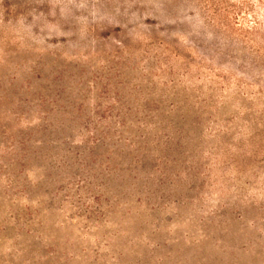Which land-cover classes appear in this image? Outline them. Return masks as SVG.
Returning <instances> with one entry per match:
<instances>
[{"label": "rangeland", "instance_id": "374dc122", "mask_svg": "<svg viewBox=\"0 0 264 264\" xmlns=\"http://www.w3.org/2000/svg\"><path fill=\"white\" fill-rule=\"evenodd\" d=\"M0 264H264V0H0Z\"/></svg>", "mask_w": 264, "mask_h": 264}]
</instances>
